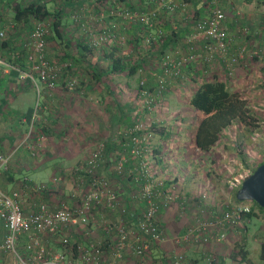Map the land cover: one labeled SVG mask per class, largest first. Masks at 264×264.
I'll use <instances>...</instances> for the list:
<instances>
[{
  "label": "built area",
  "instance_id": "2783aa9c",
  "mask_svg": "<svg viewBox=\"0 0 264 264\" xmlns=\"http://www.w3.org/2000/svg\"><path fill=\"white\" fill-rule=\"evenodd\" d=\"M95 1L88 12L83 7L71 11V29L82 35L94 51L110 49L114 44L121 52L129 40L138 44L135 48L132 42L124 56L132 60L135 57L133 61L138 58L137 52L143 56L137 69L136 92L141 114L117 139L121 150L116 157L106 153L103 141L96 144L83 165L72 172V187L67 195L56 187L50 190L47 184L31 187L34 200L58 191L60 195L52 204L40 201L35 209L24 213L22 203L26 197L22 189L5 192L0 188V222L6 231L0 250L10 254L14 264H120L127 254L143 260L153 247L166 240L158 221L161 210L184 200L178 199V190L166 187L165 180L151 168V129L161 125L155 118L156 109L173 83L190 79L201 82L212 78L217 67L221 71L215 76L231 81L244 62H264V17L260 18L261 32L241 26V13L231 0ZM165 23L170 28L167 33L161 29ZM133 25L138 29L131 36L128 32ZM50 30L49 18L32 22L25 44L30 68L16 67L18 81L33 86L37 98L41 95L40 84L55 88L68 68L48 56ZM177 30L182 34L174 38L172 45L162 47L167 34ZM3 37L0 31V39ZM250 37L256 39L254 45ZM2 67L0 60V71ZM148 69L154 71L152 87L148 86ZM64 82L68 90L80 91L76 75L68 76ZM30 148L34 150V146ZM8 160L0 156V172ZM111 176L127 180L128 190L115 187ZM208 198L207 192L200 194L199 207L193 211L188 201L179 203L180 214L189 211L191 221L174 239L177 246L225 241L229 237L225 227L242 228L244 216L253 211L250 201L230 202L221 210L201 208ZM90 229L101 236L88 241L86 247L72 236L75 233L86 240ZM44 237H59L62 251L45 242ZM22 240L24 254L19 251ZM236 243L243 245L241 239ZM170 263L188 264L182 252L175 253ZM206 264L220 263L209 256Z\"/></svg>",
  "mask_w": 264,
  "mask_h": 264
},
{
  "label": "crops",
  "instance_id": "0c3cea01",
  "mask_svg": "<svg viewBox=\"0 0 264 264\" xmlns=\"http://www.w3.org/2000/svg\"><path fill=\"white\" fill-rule=\"evenodd\" d=\"M7 1L0 0V15H2L0 31L4 32V37L0 39V60L4 63V67L0 71V156L9 158V160L7 166L0 172V188L5 192L22 189L26 197L22 203V209L24 213H29L40 201L52 204L53 199L56 198L55 194L51 192L34 200L30 195L31 187L47 184L55 186L56 190L59 189L65 193V189L68 188L64 184L66 179L71 180L72 172L83 165L98 142L105 143L108 155L116 157L119 154L121 148L118 147L117 139L141 114L136 95L139 75L136 71L133 76L129 77L128 66L122 74L111 70L113 57L130 59L124 56L125 49L122 48L120 52L119 47L114 44H111L110 49L102 48L101 50L106 52L99 54L68 53V58L61 59L68 68L62 72L58 85L53 89H48L40 84L41 95L37 98L40 104L35 107L33 104L36 96L34 87L20 83L16 72V67L20 68V64H23L25 69H29L30 66L25 61L14 63L16 61L15 53L26 49V39L31 27L26 34H23L21 26V28H16L12 19L5 17L6 10L12 12ZM68 1L67 4L65 3V8L69 7L68 19L65 24L68 27L67 30L69 31L70 28L72 31V21L69 18L71 11L73 12L77 7H83L88 12L94 8L96 1ZM254 1L231 0L241 13L239 24L247 25L251 30L255 29L261 32L260 18H263L264 14L259 12V8L261 6L263 10L264 4L256 3V7H254L252 3ZM63 3L61 0L58 2L60 7H63ZM128 33L131 36L134 34L133 31ZM70 36L73 38V50H75L77 41L84 42L83 36H78L76 32L72 31ZM249 39L252 40L250 44L254 45L256 39H251V37ZM132 42L134 41L129 40L127 46L131 47ZM113 51L117 53L111 54ZM51 60L59 61L58 57L51 58ZM77 64H80L85 70L76 69ZM94 64L96 65L94 66ZM252 64L254 63L244 62L238 69L237 75L240 77L250 73ZM9 66H13L14 69ZM148 70L151 71L147 72L150 81L148 85L153 86V71ZM220 71V67H217L214 74L216 75ZM70 75L77 76L81 85L80 91H70L65 87L64 81ZM223 80L230 90V81ZM188 82L193 94L199 83L193 79ZM189 99L185 103V109L192 113L189 120L181 118V112L177 113L178 117L167 114L169 102L164 99L156 111L157 117H163L159 120L162 128L158 131H151L153 148L152 159H150L151 168L165 180V183H168L166 187L172 186L178 190L176 191L178 199L182 197L184 200H177L176 203H172L169 209L161 210L159 214L158 221L165 232L166 240L151 249L143 260L127 254L120 264H171V257L179 252L185 255L188 264H206V259L209 256H214L220 264H247L240 263L236 258H233V253L237 250L238 243L236 242L240 239L249 262L264 264V252L261 249L264 244V211L255 206H253V210L256 212L254 216L246 217L242 225H239L243 230H240L242 228L225 227L229 234L225 241L198 246H177L174 243V239L184 233L191 221L189 211L185 215L180 214L179 203L181 201H188L191 211L199 207L198 199L204 192L209 194V198L208 202L205 201L206 203L201 204V208L221 210L231 202L230 199L219 197L217 179L227 177L225 173L228 166H226L225 158L233 155L232 153L236 151L235 146L232 147L229 142L222 140L220 134L217 143L210 151L201 152L192 149L193 160L190 164H187L184 158L187 149L193 148L196 124V114L188 107ZM181 110L183 111L182 108ZM30 146H34V150ZM169 167L171 168L169 169ZM175 167L178 170L172 171ZM186 168L193 169V171L186 172L185 176L179 173ZM202 171L214 173L208 174L209 179L204 181L202 177V179L199 177ZM197 178L201 179L200 184L195 182L198 180ZM111 180L115 187H122L123 191L128 190L126 181L118 180L114 176H111ZM71 182H69L68 189L72 187ZM225 183L222 184L221 189L227 188ZM57 195H60L58 191ZM5 234L6 231L0 222V245ZM72 236L79 244L86 247L88 241L99 238L101 235L99 231L90 229L89 237L86 240L83 237H76L75 233ZM44 241H48L55 249L62 251L59 237H44ZM23 243L22 240L19 244V251L22 254H24ZM0 264H14L13 258L10 254L0 250Z\"/></svg>",
  "mask_w": 264,
  "mask_h": 264
},
{
  "label": "trees",
  "instance_id": "16d2710c",
  "mask_svg": "<svg viewBox=\"0 0 264 264\" xmlns=\"http://www.w3.org/2000/svg\"><path fill=\"white\" fill-rule=\"evenodd\" d=\"M67 1L68 0H63V7H60V5L56 3L55 8L51 11L48 9L47 4L40 3L38 0H32L26 3L16 2V0L7 1L10 4L13 17L12 21L16 24V28L25 24H32V22L35 20H40L47 17L51 20L50 33L54 34L55 39H58L61 44L64 45V54H60V58H58L60 61H62L61 59L63 57L68 58L69 54L67 53V50H70L73 47V42L69 40V38H65L64 36V24L65 20L68 19V10L67 8H65V3L67 4ZM250 1L251 0H248V2ZM198 14L201 15V13ZM1 16L2 15H0V17ZM161 27V29L165 33L170 31V28L168 25H166V23L161 25ZM137 29L138 25H133L130 31L135 32ZM181 34L182 32L179 30L172 31V33L167 34V38L165 39L162 47L172 45L174 38L179 37ZM47 39H49V36L47 37ZM134 43L135 48H137L138 44L136 42ZM75 46V53H79L81 55H91L94 53V50L90 49L83 41H77L75 43ZM101 52L104 53L106 51L100 50V53ZM112 53L116 54L117 52L113 51L111 52V54ZM137 55L138 58L133 62L135 64H132L130 59L124 60L125 57H121L122 60L120 58L118 59L113 57L111 62V70L115 73L122 74L124 73L125 68H127L128 66L130 70L127 72V74L129 77L133 76L136 73L138 67L141 66L140 64L143 61V56L138 52ZM15 56L16 61L14 63H20L21 61H25L27 63L26 49L17 51L15 53ZM27 65L29 64L27 63ZM95 65L96 64H94V66ZM20 66L22 69H25L23 64H20ZM188 107L196 114L193 149L201 152L210 151L211 148L217 143L220 134L225 129H227L234 121H238L246 127H254L256 123L254 118L250 114V110L247 108L245 101L242 100L239 92L229 90L227 85L225 84V81L222 79H218V77H216L215 75L212 78L204 79L198 85L197 89L189 99ZM117 179L122 180L121 178ZM122 181L127 180L123 179ZM167 184L168 183H165V186ZM54 188L55 186H49L50 190ZM234 201L236 203H241L240 201L236 200L235 196ZM252 203L255 207L264 211V209L259 207L256 203ZM254 214V211H252L244 217L251 218L252 216H254ZM236 249L237 250L235 251V253H233V258H236V260L240 263L245 262L247 264H251L247 258V253L244 251V245L237 244ZM261 249L262 252H264V244L262 245Z\"/></svg>",
  "mask_w": 264,
  "mask_h": 264
},
{
  "label": "rangeland",
  "instance_id": "374dc122",
  "mask_svg": "<svg viewBox=\"0 0 264 264\" xmlns=\"http://www.w3.org/2000/svg\"><path fill=\"white\" fill-rule=\"evenodd\" d=\"M16 2L21 3L22 1L16 0ZM56 3H58L57 0H54V1L47 0L45 4H47L48 9L51 11L55 8ZM252 3L254 7H256L255 6L256 3H261L260 5H262L264 4V0H255ZM259 12H262L264 14V9L262 10L261 6L259 8ZM4 13L7 19L13 18L12 12H8L6 10ZM65 23H67L66 20H65ZM30 25L31 23L22 25L21 26L22 28L20 27L21 32L23 34H26L27 30L30 28ZM64 26H65L64 27L65 38L67 37L69 38V40L73 41V39L70 36L72 31H70V28H69V31L67 30L68 27L66 26V24H64ZM73 34L76 35L75 33ZM48 36H49V39H47V44H48L49 58L50 59L54 57L60 58L59 57L60 54L61 55L64 54V50H63L64 45L61 44V42L58 39H55L54 34L50 33ZM129 47L130 46H127V45L123 47V49H125V52L127 51V49H129ZM67 53H75V50H73V48L70 50L68 49ZM94 53L99 54L100 50H96L94 51ZM130 60L132 64H135L133 63L132 59ZM58 62L63 64V62L60 60ZM251 63H254L252 64V69H251L252 71L250 73H246V75H242L240 77L237 75L236 77H234L230 81V84H231L230 90L239 92L240 96L242 97V100L245 101L247 108L250 110V114L252 115V117L254 118L256 122L255 126L246 127L242 125L241 123H239L238 121H234L227 129H225L221 133V139L226 142H229V144L232 147L235 146V149H236V151L232 153L233 155L231 157L225 158L227 162L226 166H228V167L225 166L227 168L225 176L227 177L226 178L219 177L217 179V192L220 194L219 197L223 199H230L231 202H234V196L237 190L239 189L241 183L244 181V179H246L249 175H251L256 170V168L264 162V83H263L264 81V62L254 60ZM76 69L82 70V71L85 70L84 67L80 66V64L79 65L77 64ZM138 81H139V78L137 77V83ZM201 82L197 80V83L200 84ZM189 84L190 83L188 81H183L182 83H178L177 85L173 83V85L171 86V89L166 93L164 99H167V101L169 102L167 114H170V116L178 117L177 113L181 112L180 116L181 118H184V120H187V119L189 120L192 117L191 111L189 112L188 110L185 109L186 108L185 103H187V100L192 94V89H190ZM36 96H35V99L33 100V104L35 107H37L38 104H40V101L37 99ZM181 108L183 109V111L181 110ZM155 118H157V120H161L160 118H163V117H159V116L157 117L155 113ZM161 128H162V124L159 127L152 128L151 130L158 131ZM192 149L193 148H188L184 154V158L187 164L192 163V160H193V150ZM170 168L171 167H169V169ZM186 169L182 170V172L179 171V173H182L185 176L186 172L190 173L191 171H193V169H189V168H186ZM176 170L178 169H176L175 167V169L172 171H176ZM211 173H214V172L207 173V172L202 171L199 174L200 175L199 177L200 178L202 177L205 181L209 179L207 175L208 174L211 175ZM200 178H197L198 180H196L195 182L197 183L202 182L201 181L202 178L201 179ZM70 181L66 179V182L64 183L65 186L68 188H69ZM224 182H226L225 184L227 185V188L221 189L222 184ZM197 186L200 187V185H197ZM68 188L65 189L64 194L66 195L70 191V189ZM55 197L58 198L57 193Z\"/></svg>",
  "mask_w": 264,
  "mask_h": 264
},
{
  "label": "water",
  "instance_id": "95a60500",
  "mask_svg": "<svg viewBox=\"0 0 264 264\" xmlns=\"http://www.w3.org/2000/svg\"><path fill=\"white\" fill-rule=\"evenodd\" d=\"M236 200L250 201L264 209V162L241 183L236 192Z\"/></svg>",
  "mask_w": 264,
  "mask_h": 264
}]
</instances>
